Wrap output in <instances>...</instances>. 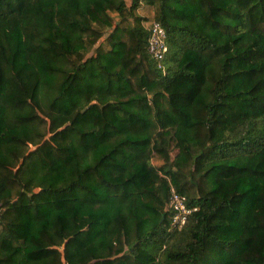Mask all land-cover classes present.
Instances as JSON below:
<instances>
[{"label": "trees", "instance_id": "1", "mask_svg": "<svg viewBox=\"0 0 264 264\" xmlns=\"http://www.w3.org/2000/svg\"><path fill=\"white\" fill-rule=\"evenodd\" d=\"M0 264H264V0H0Z\"/></svg>", "mask_w": 264, "mask_h": 264}, {"label": "built area", "instance_id": "2", "mask_svg": "<svg viewBox=\"0 0 264 264\" xmlns=\"http://www.w3.org/2000/svg\"><path fill=\"white\" fill-rule=\"evenodd\" d=\"M148 29V52L154 59L161 61L168 51L166 29L162 23L155 18L150 21ZM168 208L173 212L170 229L182 228L187 222L190 214L197 210V207L188 205L186 197L179 193L174 187L170 188Z\"/></svg>", "mask_w": 264, "mask_h": 264}, {"label": "rangeland", "instance_id": "3", "mask_svg": "<svg viewBox=\"0 0 264 264\" xmlns=\"http://www.w3.org/2000/svg\"><path fill=\"white\" fill-rule=\"evenodd\" d=\"M150 6L144 4L142 8L139 9V12L141 13V15H143L144 17H146V19L144 20L145 22V26L147 28H149V23L150 21L155 18L154 15H150ZM43 124V123H42ZM157 162V161H156Z\"/></svg>", "mask_w": 264, "mask_h": 264}, {"label": "crops", "instance_id": "4", "mask_svg": "<svg viewBox=\"0 0 264 264\" xmlns=\"http://www.w3.org/2000/svg\"><path fill=\"white\" fill-rule=\"evenodd\" d=\"M154 15V11H153V9L152 8H150V15Z\"/></svg>", "mask_w": 264, "mask_h": 264}]
</instances>
